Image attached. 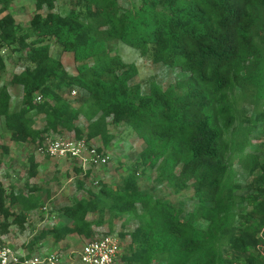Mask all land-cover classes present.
Listing matches in <instances>:
<instances>
[{"label":"trees","instance_id":"trees-1","mask_svg":"<svg viewBox=\"0 0 264 264\" xmlns=\"http://www.w3.org/2000/svg\"><path fill=\"white\" fill-rule=\"evenodd\" d=\"M13 1L0 0V78L3 47L25 66L10 79L21 86L19 106L12 107L8 87L0 84V118L10 141L42 144L52 133L66 132L88 142L100 139L106 147L110 127L124 124L143 142L142 167L155 170V180L175 193L191 189L197 200L185 212L143 191L130 173L122 188L103 182L59 207L63 221L42 229L31 244L47 236L54 243L71 234L88 239L102 225L109 234L120 220L121 227L135 224L119 233L129 238L125 264H264L257 249L264 237V141L261 153L248 150L257 122L264 121V0H138L130 8L120 0H74L66 14L55 11V0H34L26 28L8 11ZM111 41L189 77L166 87L153 78L143 92L131 83L138 67L112 54ZM53 43L61 50L56 56ZM62 52L71 54L74 72L64 67ZM73 88L88 94L78 107L62 95ZM243 104L252 106L253 120ZM28 164L29 176L37 175L33 155ZM235 166L251 178L244 196L237 195ZM6 194L0 183L2 232L10 217L22 225L23 211L39 202L11 196L21 205L15 213Z\"/></svg>","mask_w":264,"mask_h":264},{"label":"rangeland","instance_id":"rangeland-1","mask_svg":"<svg viewBox=\"0 0 264 264\" xmlns=\"http://www.w3.org/2000/svg\"><path fill=\"white\" fill-rule=\"evenodd\" d=\"M74 0H55V11L60 14H66L73 7ZM138 0L125 1L120 0V4L128 8L136 5ZM0 7L2 3L0 2ZM13 15L17 24L26 28L29 19L34 13V0H14L10 4L8 10ZM45 10L43 9V12ZM3 14H0V17ZM109 48L112 54L119 53L124 60L133 62L138 67V75L131 83H139L142 91L145 92L148 82L155 79L159 84L166 87L170 83L179 80H186L189 74L180 71L177 68L166 66L162 63L153 64L150 61L140 57L131 47L126 46L120 41H111ZM60 48L53 43L51 54L56 56L60 53ZM1 54L5 60V70L3 71L0 84H5L12 96V107L19 106L21 99V86L10 81L12 74L18 73L25 64L18 60L17 53L10 48L3 47ZM61 60L68 72H74L76 64L69 52L61 53ZM72 91H75L73 94ZM62 95L73 106L78 107L87 98L88 94L84 90L73 88L64 90ZM249 115L250 119H254L255 115L251 105L243 104L242 107ZM38 126L42 125L41 120H37ZM81 127L85 124L82 117L77 121ZM113 139L108 146H102L100 139L90 141L96 147H101L103 151L111 154V163L106 167L89 169L90 175L85 177L77 160L72 158H50L40 154L37 148L38 143H13L9 139V132L3 126V120L0 118V145L7 148L0 150L2 163L0 164V183L6 191L7 204L15 213L21 211V205L11 203V196L19 193L25 197L39 200L37 207L31 210L23 211L25 221L22 225L13 222V218H8V226L5 231L0 230V236L3 241L13 247L17 251L26 252L28 255H37L44 252H58L64 260L68 261V257L74 259V264H78V253L82 246L91 238H99L106 235L107 226L102 225L95 229V233L91 238H84L77 234L68 235L63 240L55 244L51 236H47L36 243H32L38 233L47 227L59 224L63 220L59 218V207L70 204L79 198L86 197L87 189L96 191L101 183L122 188L127 176L134 173L137 177L140 188L143 191H149L160 200L170 202L181 206L185 212L192 210L197 200L192 196L191 189H186L180 193H175L167 184H159L155 180L156 172L151 169H144L138 161L139 152L143 148V142L139 140L124 124L113 125L110 127ZM52 139H72L75 138L72 133L63 132L61 134H50ZM262 141H264V121L257 122L256 130L251 135V142L248 150L261 153ZM33 155L38 164L37 175L30 177L28 173V157ZM237 181L241 186V190L237 195L244 196L249 192L251 178L241 170L239 166H235ZM78 181L84 185L79 186ZM96 182V183H95ZM45 207V209H44ZM239 210L244 212L246 208L241 202ZM94 216H89V218ZM3 221L0 216V223ZM199 227H203L201 222L196 223ZM134 222L126 227H121V221H116L113 234L119 242V253L114 264H125L121 260V256L129 251L128 237L120 236V232H126L134 228ZM225 253H228L224 249ZM154 264H163L156 261Z\"/></svg>","mask_w":264,"mask_h":264},{"label":"built area","instance_id":"built-area-1","mask_svg":"<svg viewBox=\"0 0 264 264\" xmlns=\"http://www.w3.org/2000/svg\"><path fill=\"white\" fill-rule=\"evenodd\" d=\"M72 92L75 93V91ZM40 100L41 95L37 94L35 101L39 102ZM37 151L50 158L75 159L83 173L89 169L106 167L112 160L110 153L99 150L85 137L72 139L46 137L38 146ZM262 240L257 249L264 255V237ZM118 253L119 242L113 234L91 238L78 253V264H114ZM0 264H74V259L69 256L68 261L64 260L58 252L28 255L26 252L17 251L6 244L0 236Z\"/></svg>","mask_w":264,"mask_h":264},{"label":"crops","instance_id":"crops-1","mask_svg":"<svg viewBox=\"0 0 264 264\" xmlns=\"http://www.w3.org/2000/svg\"><path fill=\"white\" fill-rule=\"evenodd\" d=\"M9 90V89H8ZM40 120V119H39ZM38 124V123H37ZM111 132V131H110ZM112 133V132H111ZM133 133V132H132ZM140 140V139H139ZM71 235H74V234H71ZM55 244H57V243H55Z\"/></svg>","mask_w":264,"mask_h":264}]
</instances>
